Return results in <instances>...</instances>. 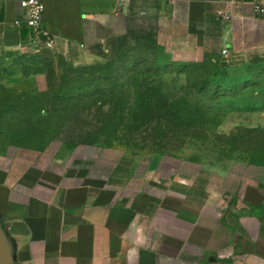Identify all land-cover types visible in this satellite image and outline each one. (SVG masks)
<instances>
[{
    "label": "crops",
    "instance_id": "crops-1",
    "mask_svg": "<svg viewBox=\"0 0 264 264\" xmlns=\"http://www.w3.org/2000/svg\"><path fill=\"white\" fill-rule=\"evenodd\" d=\"M42 1L52 50L70 61L89 29L131 9L155 16L172 61H264V0ZM20 2L0 0V53L45 42ZM137 164L101 144L58 161L0 153V264H264V168H247L228 205L204 168L142 176Z\"/></svg>",
    "mask_w": 264,
    "mask_h": 264
},
{
    "label": "rangeland",
    "instance_id": "rangeland-1",
    "mask_svg": "<svg viewBox=\"0 0 264 264\" xmlns=\"http://www.w3.org/2000/svg\"><path fill=\"white\" fill-rule=\"evenodd\" d=\"M141 12L121 11L115 18L89 29L84 47L72 61L41 43L19 51H2L0 102L9 106L16 103L18 95L47 92L48 77L54 90L70 88L75 98L96 87L110 92V96L92 98L78 108L72 105L68 111L56 104V109L50 108L42 118L30 113L0 117V153L17 149L23 158L34 162L58 161L80 145H109L136 158L142 176L151 168H157L162 175L178 168L180 175L197 177L204 168L205 175L220 188L230 205L242 175L248 167L257 166H251L246 155L227 138L243 129H264V108L246 107L260 99L246 97L253 89L241 84L209 88L199 83L197 73L189 77L182 74L180 66L188 63L172 64L168 52L157 42L155 16ZM157 60L164 67L161 72L153 69ZM211 67L207 61L206 68ZM81 71L89 77L74 83L72 78ZM249 72L264 92V66L252 67ZM148 89L161 93L167 105L187 109L185 116L191 117L195 109L203 110L204 132L167 135L166 121H152L142 112L147 102L142 92Z\"/></svg>",
    "mask_w": 264,
    "mask_h": 264
},
{
    "label": "trees",
    "instance_id": "trees-1",
    "mask_svg": "<svg viewBox=\"0 0 264 264\" xmlns=\"http://www.w3.org/2000/svg\"><path fill=\"white\" fill-rule=\"evenodd\" d=\"M23 38L25 40L24 31ZM40 39L42 41L47 40V38L44 36L40 37ZM158 61L159 60L156 61L153 69H155L157 72H161L164 67L159 65ZM207 61L212 63L210 70L206 68ZM174 63L177 62L172 61V64ZM255 66H264V61L246 62L242 60L237 61L222 58L215 62L211 60H205L202 63H188L184 65V69L182 66H180L182 70L180 72L187 77L197 73L199 75V83L201 82V84L209 88L212 86L231 88L233 85L236 86L239 84H241L244 88H252L253 91L247 93L245 96H250L251 99L258 98L260 101L257 104L251 103L250 106L246 107L248 109H260L264 108V92L259 90L261 86L253 82V76L249 72L252 67ZM166 67L167 65L165 68ZM75 75V78H72L74 83H76L79 79L84 81L86 77H89V74L84 71H81L78 73V75ZM48 80L49 89L47 92L34 93L33 96L24 94L18 95L16 103L11 106L7 105L5 102H0L2 103L0 117L4 118L5 116L11 114H15L16 117H23L30 113L42 118L45 114L51 111L50 108L55 110L56 104L60 105V109L64 108L66 111H68L67 108H73L72 105H75V107L78 108L84 101H90L92 98L103 99L110 96V92H104V89L96 87L91 93L80 92L78 97L75 98L72 96V91L70 88L62 86L59 87V89L54 90V85L51 83V77H48ZM148 82L147 80L145 81L146 84H148ZM92 84L87 86L91 87ZM115 94L120 95V93ZM144 96L147 98V102L144 104V106H142V112L150 116L152 121H166L167 125L165 127V132H167V135L176 136L177 134L185 135L187 133H192L195 135L199 134V132H204V128H202V126L206 124L203 121L206 115L203 110L195 109V111L191 113V117L185 116V113L188 112L187 109H181L175 104L167 105V100L161 93L156 92L155 89H148L147 91L142 92V98ZM27 100L28 102H25ZM24 102L27 104L23 105ZM50 103L52 107H50ZM99 111L103 113L102 107L99 108ZM227 139L228 141H232L233 145L239 148L241 152L246 155V159L249 161L251 166L264 167V129H243L240 130L237 135H233L232 138Z\"/></svg>",
    "mask_w": 264,
    "mask_h": 264
},
{
    "label": "built area",
    "instance_id": "built-area-1",
    "mask_svg": "<svg viewBox=\"0 0 264 264\" xmlns=\"http://www.w3.org/2000/svg\"><path fill=\"white\" fill-rule=\"evenodd\" d=\"M22 18L26 25L34 32L37 39L44 36L47 40L42 44L47 49H53L54 41L49 38L43 27L45 5L42 0H21ZM225 20H230L229 13H222ZM35 43H39L37 40Z\"/></svg>",
    "mask_w": 264,
    "mask_h": 264
}]
</instances>
